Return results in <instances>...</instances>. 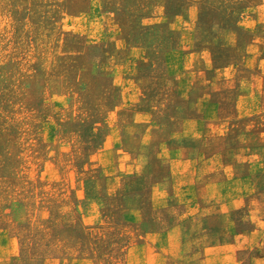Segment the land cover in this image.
<instances>
[{"label":"rangeland","instance_id":"1","mask_svg":"<svg viewBox=\"0 0 264 264\" xmlns=\"http://www.w3.org/2000/svg\"><path fill=\"white\" fill-rule=\"evenodd\" d=\"M0 264H264V0H0Z\"/></svg>","mask_w":264,"mask_h":264}]
</instances>
